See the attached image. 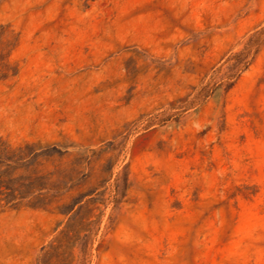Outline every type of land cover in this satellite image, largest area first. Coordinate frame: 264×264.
<instances>
[{"label": "rangeland", "instance_id": "1", "mask_svg": "<svg viewBox=\"0 0 264 264\" xmlns=\"http://www.w3.org/2000/svg\"><path fill=\"white\" fill-rule=\"evenodd\" d=\"M0 181V264H264V0H0Z\"/></svg>", "mask_w": 264, "mask_h": 264}, {"label": "trees", "instance_id": "2", "mask_svg": "<svg viewBox=\"0 0 264 264\" xmlns=\"http://www.w3.org/2000/svg\"><path fill=\"white\" fill-rule=\"evenodd\" d=\"M7 161H13V159L12 158H7ZM4 184H3V181H0V186H3ZM6 186V188L9 190V192L6 194V196H5V201H6V204H11L12 206H16L18 203L17 202H14L15 201V199L17 198V197H14L15 195H14V192L16 191L14 188H13V186L11 185V184H6L5 185ZM23 187H24V189L25 190H22L21 192H20V198L21 199H23V198H25V197H27L26 195H28V194H30V193H32L31 191H32V189H34V191H37V190H40L41 188H36V186L34 185V183H32V182H30V183H28L27 185H25V184H23ZM2 193H4V192H2V190H0V195L2 194ZM3 199H1L0 198V202L2 201Z\"/></svg>", "mask_w": 264, "mask_h": 264}]
</instances>
